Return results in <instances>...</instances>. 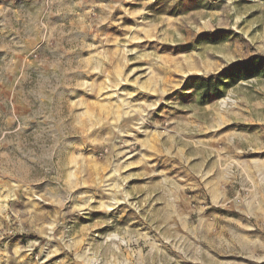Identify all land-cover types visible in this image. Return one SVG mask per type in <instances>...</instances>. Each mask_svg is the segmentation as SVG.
Returning a JSON list of instances; mask_svg holds the SVG:
<instances>
[{
  "label": "rangeland",
  "instance_id": "1",
  "mask_svg": "<svg viewBox=\"0 0 264 264\" xmlns=\"http://www.w3.org/2000/svg\"><path fill=\"white\" fill-rule=\"evenodd\" d=\"M253 57L264 0H0V264H264V78L185 91Z\"/></svg>",
  "mask_w": 264,
  "mask_h": 264
},
{
  "label": "trees",
  "instance_id": "2",
  "mask_svg": "<svg viewBox=\"0 0 264 264\" xmlns=\"http://www.w3.org/2000/svg\"><path fill=\"white\" fill-rule=\"evenodd\" d=\"M201 40L216 42L208 39ZM258 77L264 78V58L253 57L246 62L231 65L216 76H210L207 79L197 76L190 77L185 85V91L189 92L193 90L201 93L205 98L210 99L223 95L227 89L235 86L241 81H247Z\"/></svg>",
  "mask_w": 264,
  "mask_h": 264
}]
</instances>
